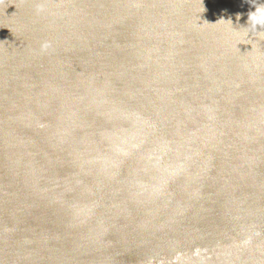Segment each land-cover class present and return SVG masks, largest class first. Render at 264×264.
Listing matches in <instances>:
<instances>
[{
  "label": "water",
  "instance_id": "1",
  "mask_svg": "<svg viewBox=\"0 0 264 264\" xmlns=\"http://www.w3.org/2000/svg\"><path fill=\"white\" fill-rule=\"evenodd\" d=\"M264 0H0V264H264Z\"/></svg>",
  "mask_w": 264,
  "mask_h": 264
},
{
  "label": "clouds",
  "instance_id": "2",
  "mask_svg": "<svg viewBox=\"0 0 264 264\" xmlns=\"http://www.w3.org/2000/svg\"><path fill=\"white\" fill-rule=\"evenodd\" d=\"M253 26H264V8H257L250 17Z\"/></svg>",
  "mask_w": 264,
  "mask_h": 264
}]
</instances>
